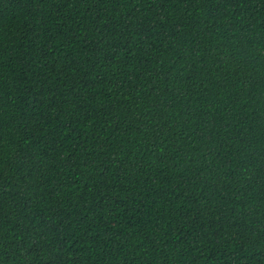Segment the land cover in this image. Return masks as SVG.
I'll return each mask as SVG.
<instances>
[{
	"label": "trees",
	"instance_id": "trees-1",
	"mask_svg": "<svg viewBox=\"0 0 264 264\" xmlns=\"http://www.w3.org/2000/svg\"><path fill=\"white\" fill-rule=\"evenodd\" d=\"M0 264H264V0H0Z\"/></svg>",
	"mask_w": 264,
	"mask_h": 264
}]
</instances>
